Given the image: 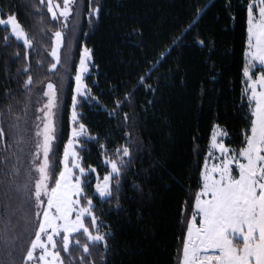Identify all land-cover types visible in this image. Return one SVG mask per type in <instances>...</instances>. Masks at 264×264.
Instances as JSON below:
<instances>
[{"label":"trees","instance_id":"1","mask_svg":"<svg viewBox=\"0 0 264 264\" xmlns=\"http://www.w3.org/2000/svg\"><path fill=\"white\" fill-rule=\"evenodd\" d=\"M248 2L81 0L79 13L65 27L62 63L52 73L54 37L44 36L43 29L59 30L60 24L50 20V13L40 24L34 14L36 0H0V7L18 14L20 22L38 42L31 50L19 41H11V47H7L3 40L6 32L0 25V112L5 114L8 133L7 150L0 151V205L9 202L4 190L9 187L6 181L11 179L12 169L11 165L3 164L5 155L11 161L21 147L25 153H29L30 146L33 148L31 142L17 146L19 135L15 134L14 125L16 116L22 118L21 124L27 120L29 131L25 138L31 141L35 109L43 99L41 81L55 83L60 93L54 159L61 162L70 136L74 76L82 47L87 44L93 50V62L85 79L93 98L81 96L76 109L80 116L77 123L86 125L87 135L80 138L77 146L85 168H95L103 176L106 168L103 146L107 145L112 152L125 143L129 131L141 149L137 153V143L132 144L133 161L116 199L95 201L97 214L111 226L108 264H180L179 253L186 241L184 221L190 219V213L186 216L184 212L185 202L194 204L192 197L201 186L200 172L214 125L221 124L230 134L225 142L237 148L249 124V109L242 103ZM94 6L101 8L100 18L89 20ZM200 39L205 41L204 45L198 43ZM41 41L46 47L40 46ZM170 47L173 51L148 80L156 91L150 93L146 87L140 88L132 102L121 105L117 112L115 101H124L139 77ZM17 49L21 54L18 59ZM29 51L31 74L37 81L32 92L23 88L27 76L21 75ZM41 60L44 67L39 64ZM9 92L15 99L7 98ZM9 105L12 114L7 112ZM24 108L28 109L26 114ZM124 112L132 115L130 122L124 119ZM21 155L23 173L29 155ZM59 171L61 163L57 175ZM5 172L9 174L7 177ZM89 180H95L94 173ZM93 188L94 183L88 189L89 194ZM11 203L16 217L26 214L27 219H32V212L23 206L22 196ZM6 219L7 214L0 217V230ZM93 254L99 261V254L95 251ZM73 255L79 256V249ZM3 259L0 248V261Z\"/></svg>","mask_w":264,"mask_h":264},{"label":"snow or ice","instance_id":"2","mask_svg":"<svg viewBox=\"0 0 264 264\" xmlns=\"http://www.w3.org/2000/svg\"><path fill=\"white\" fill-rule=\"evenodd\" d=\"M78 0H36L34 14L40 24H44L45 15L60 24L59 30L43 29L44 36L54 37L55 47L51 56L55 58L50 71L55 73L62 63L61 49L64 47L65 27L71 23L74 8ZM201 13L204 9H199ZM101 8L94 6L88 14L89 20L100 18ZM247 12L248 63L244 68L245 86L242 103L249 109V124L242 132V143L233 148L225 141L229 133L216 123L211 135L207 158L204 160L199 191L192 197L194 204L186 201L184 212L190 213V219L184 221L186 241L180 251V264H264V0H249ZM0 25L6 35L3 37L7 47L11 41L22 42L27 50L37 47L38 42L20 22L18 14L5 11L0 7ZM192 26L189 25V29ZM188 29H185L187 32ZM175 43V41H174ZM204 45L203 39L198 40ZM40 46L46 47L43 41ZM173 49L170 47L155 61L149 70L139 77L137 85L127 92L124 101L117 99V112L121 105L130 104L140 88L146 87L150 93L156 89L148 80L166 60ZM17 49L15 58H20ZM93 50L85 44L79 61V70L75 75L76 88L72 106V139L68 141L63 153L62 169L55 160V142L57 131V85L41 81L40 92L47 97L39 108L38 122L34 126V136L26 140L29 131L28 121L21 124L16 116L14 130L19 135L20 144L32 143L33 148L25 153L19 149L14 160L5 155L3 164L11 165V179L6 183L4 195L8 203L0 205V217L7 214L4 227L0 230V248L4 259L0 264H108L109 239L111 227L97 214L99 198L105 202L116 199L126 180V172L133 161L132 132L126 134L125 143L109 152L103 146L106 166L105 174L95 168H85L80 152L75 145L78 137L86 136V125L77 127L80 116L77 105L81 96L92 99V89L85 79L91 70ZM44 67V61L39 62ZM26 67L21 75H26L23 88L27 92L34 90L37 81L32 75L31 52L27 53ZM46 89V90H45ZM8 99H15L9 95ZM31 97H29V100ZM99 100V97H95ZM26 114L28 109H23ZM7 112L12 114V105ZM126 121L132 115L123 113ZM5 114L0 112V151L7 150ZM82 147V146H81ZM137 143L135 151L139 153ZM30 155V163L21 172V155ZM199 155V152L197 153ZM95 174V180L89 176ZM5 177L9 174L5 172ZM94 183L89 194L88 189ZM137 188H140L137 185ZM22 196L23 206L32 212V219L26 214L16 217L11 201ZM117 202V207H119ZM14 217H16L14 219ZM21 221H24L22 224ZM79 249L80 255H73ZM99 254L100 260L94 256ZM17 255L19 260H16Z\"/></svg>","mask_w":264,"mask_h":264},{"label":"rangeland","instance_id":"3","mask_svg":"<svg viewBox=\"0 0 264 264\" xmlns=\"http://www.w3.org/2000/svg\"><path fill=\"white\" fill-rule=\"evenodd\" d=\"M60 2L62 3V0H60ZM81 7V0H78V3H77V5H76V7L74 8V15L73 16H75V14L76 13H79V8ZM55 47V40H53V47H52V49ZM83 48H84V46L82 47V51H81V55H82V53H83ZM52 51V50H51ZM81 55H80V57H81ZM54 58V57H53ZM54 60H55V58H54ZM79 61H80V58H79ZM91 67V66H90ZM78 70H79V63H78V67H77V72H78ZM77 72H76V74H77ZM90 72V71H89ZM88 72V73H89ZM87 73V74H88ZM75 74V75H76ZM87 76V75H86ZM74 79H75V76H74ZM75 88H76V81H75V87H74V97H75ZM46 90V89H45ZM57 93H58V97H57V104H58V107L55 109V111L57 112V117H56V120H57V131H58V121H59V116H60V93H59V91H58V89H57ZM43 97V96H42ZM74 99V98H73ZM46 100H47V97H43V99H42V101L40 102V104L37 106V108L35 109V115H34V120H33V123L31 124L32 125V132H33V136H34V126H35V124L38 122V117H39V115H40V113H39V108L42 106V104L44 103V102H46ZM73 106V105H72ZM70 121H71V128H70V136H69V139L67 140V142H66V144H65V148L67 147V144H68V141L70 140V139H72V127H73V123H72V115H71V117H70ZM31 125H30V127H31ZM78 123H77V127H78ZM82 137H84V136H81V137H78L77 139H78V141H80V138H82ZM56 143V142H55ZM211 143V142H210ZM79 145V143H77L76 145H75V147H76V151H78L77 150V146ZM32 147H33V144H32ZM65 148H64V150H65ZM32 149H31V146H30V151H31ZM29 151V152H30ZM63 153H64V151H63ZM208 155V154H207ZM29 160H28V163H30V159H31V157H30V155H29ZM207 158V157H206ZM62 160H63V154H62V157H61V170H63L62 169ZM23 163V162H22Z\"/></svg>","mask_w":264,"mask_h":264},{"label":"crops","instance_id":"4","mask_svg":"<svg viewBox=\"0 0 264 264\" xmlns=\"http://www.w3.org/2000/svg\"><path fill=\"white\" fill-rule=\"evenodd\" d=\"M247 51H248V45H247V50H246V53H247ZM248 63V59H247V57H246V64Z\"/></svg>","mask_w":264,"mask_h":264}]
</instances>
